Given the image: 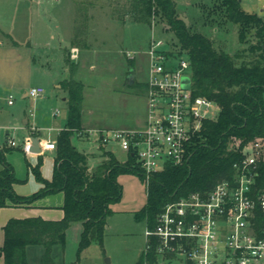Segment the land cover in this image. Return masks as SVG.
I'll list each match as a JSON object with an SVG mask.
<instances>
[{
    "label": "trees",
    "instance_id": "trees-1",
    "mask_svg": "<svg viewBox=\"0 0 264 264\" xmlns=\"http://www.w3.org/2000/svg\"><path fill=\"white\" fill-rule=\"evenodd\" d=\"M199 8L204 26L236 25L240 43L248 47L235 55L217 49L209 36L194 30L190 19L188 25L179 19L185 11H180L173 0H115L112 7L116 20L149 26L159 24L163 32L170 34L171 49L186 54L190 60L193 95L210 99L220 108L215 120L203 122L201 131L193 139L189 159L181 166L166 164L153 175L147 204L138 214L150 229L155 227L158 215L167 204L194 193L207 196L219 182L231 180L234 164L242 159L240 150L249 142L264 141V18L247 13L241 0H213L209 6L201 4ZM75 21L73 44L79 46L88 12L76 8ZM66 64L72 76L64 84L68 92V116L66 128L57 137L52 179L42 176L44 156L40 154L37 165L31 169L42 187L33 195H18L15 185L19 179L12 164L6 161L5 151L0 150V210L11 206L31 207L43 198L62 194L64 216L60 220L11 218L3 227L0 257L4 264H29L27 248L30 246L44 249L41 264H55L54 247L65 245L67 230L78 222L83 227L78 258L93 240L102 245L110 205L122 198L118 176L136 173L143 178L132 155L120 163L114 154L105 151L104 160L90 172L88 157L72 142L74 133L82 130L84 84L73 78L76 69L68 58ZM140 87L146 88V84ZM28 166L31 165L28 163ZM258 184L264 185V166ZM147 262L156 264L153 252ZM137 264H144L143 254Z\"/></svg>",
    "mask_w": 264,
    "mask_h": 264
},
{
    "label": "rangeland",
    "instance_id": "rangeland-1",
    "mask_svg": "<svg viewBox=\"0 0 264 264\" xmlns=\"http://www.w3.org/2000/svg\"><path fill=\"white\" fill-rule=\"evenodd\" d=\"M18 1L0 0V18L7 25H11L16 20L17 11L21 9ZM173 1L180 11L187 12V15H183L195 25L194 30L209 36L217 49L235 55L248 47L247 44L240 43L236 25L227 24L221 28H211L202 24L200 21L202 13L198 9L201 4L209 6L213 0ZM40 2L41 9H45L46 17L51 22L57 43L66 42L67 47L70 46L69 39L74 31L70 25L71 12V23L73 19L75 20L76 8L81 9V12L83 9L88 12L83 38L81 37L79 41L80 58L73 57V52L66 55V59L68 58L76 69L73 78L84 84L82 129H126L142 124L146 117L147 102L145 88H141L140 85L145 84L148 78L147 52L154 38L162 39L170 45V34L163 32L159 24L149 26L145 23L121 22L114 19L112 7L115 0H40ZM241 3L247 13L262 15L264 0H241ZM33 7L37 9V5ZM9 47L8 40H5L0 47V150L5 151L6 161L12 164L16 177L19 179L15 185V192L21 196H30L40 190L41 184L31 169L37 165L38 155H28L24 151V144L29 137L28 127L24 125V122L29 118L30 124L34 125L35 116L38 115L46 127L39 129L40 141L50 140L56 143L58 132L53 128L64 125L63 129L66 128L68 108L62 97L66 96L68 99L64 84L72 76L69 66L66 64L67 68L65 66L62 68L59 62L52 64L50 73L48 67L42 71L31 70L27 64L24 67V64L13 60L15 57L10 54ZM17 51L25 55L30 50ZM128 53L131 56L128 57ZM64 76L68 79L62 81L60 87L55 89L53 78ZM37 85L45 88L42 97L23 98V89L29 90L31 86ZM10 95L14 99L13 105L8 104ZM55 112L56 116H54ZM26 125L28 126V123ZM48 126L53 127V130H49ZM31 132L32 137H37L39 133L38 130ZM7 134L9 138L5 145ZM10 139L16 143V147L9 144ZM72 142L88 157L90 172H94L104 160V151L114 154L120 163H125L128 158L115 144L111 143L102 149L96 132L88 139L74 137ZM53 153L56 154V151ZM53 153L42 154L44 159L41 172L47 180L52 178ZM118 181L123 188L122 198L110 205L111 213L106 219L107 225L102 245L98 240H93L78 258L83 227L80 222L74 223L67 230L65 245H58L53 249L55 264H106L107 259L111 264L138 263L145 249L147 227L145 219L139 218L138 214L147 204L148 191L139 174L121 173ZM59 199V196H50L37 201V204L31 207L2 208L0 210V247L4 242L3 227L11 218L50 219L61 216V211L56 207ZM47 203L54 208L46 206ZM43 252L44 249L41 246L28 247L29 264H41ZM0 264H4L1 257ZM170 264L184 263L174 261Z\"/></svg>",
    "mask_w": 264,
    "mask_h": 264
},
{
    "label": "built area",
    "instance_id": "built-area-1",
    "mask_svg": "<svg viewBox=\"0 0 264 264\" xmlns=\"http://www.w3.org/2000/svg\"><path fill=\"white\" fill-rule=\"evenodd\" d=\"M3 44L0 39V47ZM72 52L76 57L78 50ZM147 54L143 123L126 129H82L73 138L88 139L96 132L100 146L112 143L127 157L132 155L148 191L153 175L166 164L181 166L189 159L203 122L215 120L220 108L210 99L193 95L186 54L174 52L168 42L156 38ZM186 77L190 79L188 89L183 85ZM44 93L43 87H31L27 96L36 99ZM8 104H14L12 95ZM9 144L16 147L12 139ZM39 145L41 154L56 150V143L50 140ZM31 147L32 141L27 139L24 151L28 155H33ZM239 147L237 143L235 148ZM240 151L242 159L234 164L231 180L219 182L207 196L194 193L167 204L155 227H146L144 264L152 252L156 264H264V185L258 184L264 166V141L249 142Z\"/></svg>",
    "mask_w": 264,
    "mask_h": 264
},
{
    "label": "crops",
    "instance_id": "crops-1",
    "mask_svg": "<svg viewBox=\"0 0 264 264\" xmlns=\"http://www.w3.org/2000/svg\"><path fill=\"white\" fill-rule=\"evenodd\" d=\"M18 2L21 5V9L17 11V14H16L17 17L14 23H12L11 25L9 24L7 25L4 22V20L2 21L0 18V39H2L4 42L5 40H8L9 46H10L9 48L11 50L10 54L14 55L15 57L13 59L14 61L24 64V67L27 64L28 68L31 70L37 69L39 71H42L48 67L49 73H50L53 67L52 64H55L56 62H59L62 68H64V66L65 68H67L66 67V55H70L74 48L78 50L76 58L77 57L78 59L80 58L81 49L76 44H73V40H74L73 35L76 29V21L73 19V22L71 23L72 12L70 15V25L72 27V30L74 31H73V34H71L70 39H69L70 46L67 47L65 45L66 42L59 41L57 43L56 36L53 33L51 22L46 17L47 14L45 12V9H41L42 3L40 2V0H31L30 2L28 0L27 1L19 0ZM32 4L37 5V9H33L34 7ZM261 13L262 15L261 14H258V15L263 17L264 8L261 9ZM183 14L187 15L186 12H183ZM183 14L181 15L184 16ZM9 40H11V42ZM17 50H26V51L30 50V51L27 54L23 55V53H18ZM64 71L66 72V70ZM53 79H54L53 80L54 87L56 89L60 87V83L62 81L67 80L68 78H65L64 76V77H57ZM37 86L43 87L41 85H37ZM37 86H31V87H37ZM27 92H28V89H23V98H30L27 96ZM62 100L67 105L66 96H63ZM55 113H54V116L57 115ZM45 122H47V120ZM26 123H28V126L26 125ZM43 123L44 122L40 119L38 115L35 116L34 125L30 124L29 118L25 120L24 125L28 127V130H29L28 139H32V136H33L31 132L32 130H38L39 133H37V137L39 141L41 140V134H40L39 129L46 128L43 125ZM64 127L65 125L63 127H58V128L49 127L48 129L49 130H51L52 128L57 129V132L59 134V132L62 131ZM53 152L54 151H51V153ZM54 158H55V154L52 159V164H53ZM52 172H53V169H52ZM51 196H59L60 199L57 202L58 206L56 207L57 209L61 211V216H56V217L46 219V220H60L64 216L63 210L61 208L63 205V200H64L63 195L56 194V195H51ZM36 204L37 202L35 203V205ZM45 205L48 206L49 204L47 203ZM48 207L54 208V206L52 205H49Z\"/></svg>",
    "mask_w": 264,
    "mask_h": 264
},
{
    "label": "water",
    "instance_id": "water-1",
    "mask_svg": "<svg viewBox=\"0 0 264 264\" xmlns=\"http://www.w3.org/2000/svg\"><path fill=\"white\" fill-rule=\"evenodd\" d=\"M179 19L181 21H183L186 25L189 24V20L186 17L180 15ZM183 85L185 88L188 89L190 87V79L187 77L184 78L183 79ZM8 138H9V135L7 134L5 137V144L8 143ZM31 141H32V147L30 149L31 153H33L35 155H40L42 151H41V148L39 145L40 141H39L38 137H32ZM106 264H111L109 259H107Z\"/></svg>",
    "mask_w": 264,
    "mask_h": 264
}]
</instances>
